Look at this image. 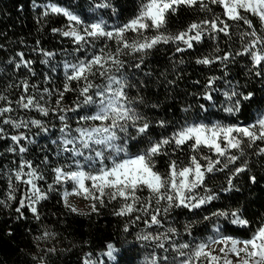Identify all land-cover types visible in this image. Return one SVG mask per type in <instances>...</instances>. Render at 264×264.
Wrapping results in <instances>:
<instances>
[{"label": "clouds", "instance_id": "clouds-1", "mask_svg": "<svg viewBox=\"0 0 264 264\" xmlns=\"http://www.w3.org/2000/svg\"><path fill=\"white\" fill-rule=\"evenodd\" d=\"M30 8L34 31L0 42V213L34 226L18 264H205L255 236L264 0Z\"/></svg>", "mask_w": 264, "mask_h": 264}, {"label": "trees", "instance_id": "trees-1", "mask_svg": "<svg viewBox=\"0 0 264 264\" xmlns=\"http://www.w3.org/2000/svg\"><path fill=\"white\" fill-rule=\"evenodd\" d=\"M30 4L31 0H0V33L5 34L0 37V42H3L8 36L25 35L27 37L29 33L34 31L37 20L33 18ZM30 42L34 43L35 41L31 40ZM45 43L47 42L45 41ZM0 54H3L2 50H0ZM27 58L29 56L26 54ZM4 146L5 142L0 141V149ZM4 163L6 161L0 158V167ZM17 206H19L18 201L13 207ZM21 211L25 217L31 216L27 207L22 208ZM28 227L34 226L23 218L15 221L14 216L0 213V264H14V262L18 264L20 248L27 246L29 243L24 240L26 235L24 229ZM8 232H11V235H7Z\"/></svg>", "mask_w": 264, "mask_h": 264}, {"label": "snow or ice", "instance_id": "snow-or-ice-1", "mask_svg": "<svg viewBox=\"0 0 264 264\" xmlns=\"http://www.w3.org/2000/svg\"><path fill=\"white\" fill-rule=\"evenodd\" d=\"M84 91H87V89H84ZM132 163L136 164L137 162L133 161ZM31 210L33 213H38L37 208L32 207ZM20 212H22L21 209H18V214ZM215 242L217 244L215 250H209L205 246H201L204 254L208 257L205 264H259L264 259V226H261L251 239L244 240L242 245L232 236H225ZM109 248H111V245H109ZM197 256H199V253H197ZM197 264H199V260H197Z\"/></svg>", "mask_w": 264, "mask_h": 264}]
</instances>
